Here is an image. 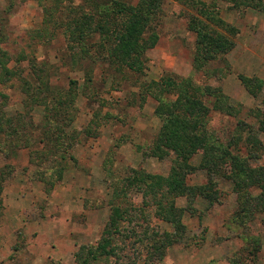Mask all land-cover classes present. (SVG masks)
I'll use <instances>...</instances> for the list:
<instances>
[{"label": "rangeland", "instance_id": "rangeland-1", "mask_svg": "<svg viewBox=\"0 0 264 264\" xmlns=\"http://www.w3.org/2000/svg\"><path fill=\"white\" fill-rule=\"evenodd\" d=\"M198 1L191 6L188 0H161L151 24L156 41L145 50L142 71L132 72L114 69L104 52L97 55L101 58L91 56L93 62L72 60L58 30L51 38L34 34L43 23L41 3L51 0H0L5 35L0 46L11 59L33 55L48 69L54 89L64 96L74 93L71 106L63 101L64 109L48 104L49 112L43 105L28 110L21 107L23 95L15 86L0 83L5 112H21V121L33 123L25 126L17 146L0 136V264H264V207L257 206L261 188L235 182L230 163L210 176L199 167L207 139L214 141L210 147L217 155L236 134L240 139L225 154L253 168L264 165V150L245 139L248 132L264 142L255 117L264 111V0ZM202 6L233 27V46L204 65L206 71H196L194 33L187 21L203 19L196 10ZM17 65L28 68L25 61ZM163 75L211 87L202 99L206 140L188 133L197 147L188 160L195 168L185 175L190 192L173 199L170 221L157 215L154 205H142L140 192L126 180L135 170L166 175L174 157L171 151L162 158L152 152L162 118L147 86ZM55 111L53 118L49 113ZM47 117L53 118L48 126ZM113 206L127 209L119 232L109 238L113 253L89 252L103 236ZM150 235L166 239L163 249L151 248L143 238Z\"/></svg>", "mask_w": 264, "mask_h": 264}, {"label": "trees", "instance_id": "trees-1", "mask_svg": "<svg viewBox=\"0 0 264 264\" xmlns=\"http://www.w3.org/2000/svg\"><path fill=\"white\" fill-rule=\"evenodd\" d=\"M74 1L51 0L50 4L41 3L43 23L40 28L34 29V34L51 38L58 30L64 38L65 47L70 51L68 55L72 60L88 58L90 62H93L91 56L101 58L97 55L104 52V57L109 59L107 63L114 69L126 68L132 72L142 71L145 50L151 48L157 38L151 24L157 18L161 0H137L135 4L125 0H80L77 3ZM188 2L191 6H195L199 1L188 0ZM247 5L249 6V4ZM196 10L199 16L203 15L204 17L202 19L192 16L187 21V29L194 33L192 67L196 71H206L204 65L233 46L231 36L234 32L232 26L224 23L208 7L202 6ZM209 21L218 25L222 31L213 28L208 23ZM4 36L0 32V42ZM16 56L11 59L8 51L0 46V83L5 85L7 82L21 92L23 95L21 107L23 109L28 107V110H32L35 106L43 105L49 112L51 108H46L48 104L64 109L63 101L65 100L71 106L74 93L64 96L61 91L54 89L48 81L49 71L43 63L36 61L32 57L33 55L20 53ZM19 61L27 63L26 71H23L22 66L17 65ZM85 80L90 81L88 73L85 74ZM245 81L247 79L241 77V82L246 87ZM147 88L149 94L157 101L154 112L162 118L152 152L156 154L157 158H162L168 156L171 151L174 157L171 159V165L166 175L135 170L126 180L128 184H134L140 192L142 205L148 203L154 205L156 214L163 220L170 221L169 215L175 210L173 199L185 192H190L185 184V175L195 168L189 165L188 160L197 147L187 139L188 133L190 132L189 137L192 139L206 140L203 135L201 136L202 116L206 109L202 99L207 98L208 89L211 87L208 85L197 86L193 84L190 77L175 78L171 75H163L160 79L151 81ZM259 88L256 82L254 88L256 93ZM51 90L50 95L45 94V92L50 93ZM247 90L254 95V91L248 87ZM164 94L173 95L174 99L165 100L162 98ZM4 98L5 94L0 92V136L5 135L10 140L12 138L13 145L17 146L21 141L19 136L24 133L25 126H32L33 123L30 119L27 121L28 123L21 121L23 120L21 112L7 114L3 108ZM262 103L264 105V96ZM56 113L55 111L49 114L54 118ZM52 117H47L45 125L48 126L52 122ZM255 117L257 118V131L264 135V111L259 112ZM243 129L242 127L238 128L239 131ZM248 134L247 132L246 143L249 142L251 146L264 150V142L256 136ZM239 135L236 134L234 138L228 139L223 152L221 151L217 155L216 148L213 149L214 141L210 142L213 145L210 147L207 139L209 148L207 151H205L206 148H203L205 159L201 161L199 167L204 168L210 176L211 172L223 170L229 166L227 163H230L229 172H233L232 178L235 182L246 181L261 188V197L257 201V206L264 207V165L253 168L246 166L248 164L244 159H238V156L231 159L225 154L229 145H235L238 142ZM5 136L3 137L6 138ZM31 140L29 137V140L26 141L30 143ZM240 160L246 165L242 164ZM56 162H60V160L58 159ZM2 180L0 179V189ZM126 211L127 209H122L119 206L112 207L103 236L98 239L94 247L89 248L90 251L87 249L89 252L113 253L114 249L109 245L111 240L109 238L112 233L119 232L118 222ZM125 220L130 222V215L126 216ZM180 226L182 228V225ZM143 238L147 239L151 248L153 247L155 250L163 249V241L166 240L156 235ZM140 241L142 240L140 239ZM148 253L150 255V251Z\"/></svg>", "mask_w": 264, "mask_h": 264}]
</instances>
